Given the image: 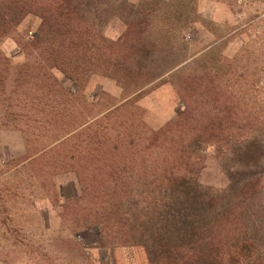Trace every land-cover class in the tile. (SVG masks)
Returning <instances> with one entry per match:
<instances>
[{"label": "rangeland", "instance_id": "374dc122", "mask_svg": "<svg viewBox=\"0 0 264 264\" xmlns=\"http://www.w3.org/2000/svg\"><path fill=\"white\" fill-rule=\"evenodd\" d=\"M189 169L264 264V0H0V264H149L133 212Z\"/></svg>", "mask_w": 264, "mask_h": 264}, {"label": "trees", "instance_id": "16d2710c", "mask_svg": "<svg viewBox=\"0 0 264 264\" xmlns=\"http://www.w3.org/2000/svg\"><path fill=\"white\" fill-rule=\"evenodd\" d=\"M194 141L200 145L210 138L197 135ZM184 172L168 184L169 196L155 197L146 216L133 212L137 219L129 225L127 243L143 247L149 264H244L240 253L250 248L259 228L250 220L247 203L237 200L238 178L215 190L200 182L196 172ZM90 227L102 233V226Z\"/></svg>", "mask_w": 264, "mask_h": 264}, {"label": "built area", "instance_id": "2783aa9c", "mask_svg": "<svg viewBox=\"0 0 264 264\" xmlns=\"http://www.w3.org/2000/svg\"><path fill=\"white\" fill-rule=\"evenodd\" d=\"M80 239V237H78Z\"/></svg>", "mask_w": 264, "mask_h": 264}]
</instances>
